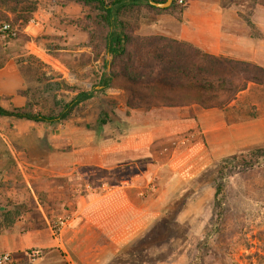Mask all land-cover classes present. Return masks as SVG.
Listing matches in <instances>:
<instances>
[{"label": "rangeland", "instance_id": "obj_1", "mask_svg": "<svg viewBox=\"0 0 264 264\" xmlns=\"http://www.w3.org/2000/svg\"><path fill=\"white\" fill-rule=\"evenodd\" d=\"M30 1L35 4L27 22L0 21V25L5 23L10 28L0 37V69L3 74H17L21 88L14 94L23 104L14 105L11 96H0V102L9 111L56 117L77 93L88 91L93 96L54 123L0 116V232L14 226L28 212L38 224L37 203L51 207L48 200L58 197V187H64L63 181L50 180L48 136L63 134L70 120L95 132L106 106H113L94 88L103 83L112 61L106 59L100 43L90 38L96 29L86 17L93 21L97 15L94 8L61 0ZM219 2L224 8L236 10L227 29L264 39V32L253 21L255 6H264V0ZM177 5L181 10L184 1ZM155 17L131 23L134 34L142 36L145 25ZM108 74L109 82H121L112 77L111 71ZM249 93L230 108L232 123L227 125L232 133L217 134L206 149L210 157L201 161L200 170H195L193 178L174 196L153 205L161 213L160 218L124 251L110 255L109 247L102 244L101 251L92 252V246L78 243L71 247L72 251L28 250L11 264H32L39 256L40 264H81L79 257L86 264H264V158H247L258 162L252 167L243 162L245 152H264V124L255 121L264 117V90L258 86ZM7 149L14 155L7 154ZM89 175V180L71 182L65 189L67 196L74 199L89 195L91 187L101 186L105 176L110 182L117 180L116 173L101 170L90 169ZM218 185L220 205L216 206ZM135 193L134 189L128 191L132 198ZM62 220L64 225L56 226L59 217L47 215L46 224L54 236L69 219L65 216Z\"/></svg>", "mask_w": 264, "mask_h": 264}, {"label": "crops", "instance_id": "obj_2", "mask_svg": "<svg viewBox=\"0 0 264 264\" xmlns=\"http://www.w3.org/2000/svg\"><path fill=\"white\" fill-rule=\"evenodd\" d=\"M183 1L181 10L176 0L167 12L151 20L142 35L163 36L211 56L264 67V39L227 29L235 9L224 8L219 0ZM254 10V24L264 32V6L256 5ZM108 58L112 59V55L107 54ZM110 71L105 70L109 88L103 83L94 87L99 96H106L113 105L104 110L106 123L92 132L82 122L77 126L70 120L63 134L48 136L50 180L63 181L65 193L58 187V197L48 200L51 207L37 203L38 224L28 212L14 226L1 230L0 255L10 254L11 263L18 262L17 257H24L28 250L72 251L71 247L78 243L92 246V252L101 251L102 244L109 247L110 255L124 251L160 218L161 213L153 205H161L174 196L193 178L192 173L200 170L201 161L210 157L206 149L217 134L232 133L227 124L232 123L230 108L234 102L259 86L249 83L223 108H203L201 95L193 90L169 89L158 84L141 86L120 78L121 82L116 84L115 80L109 82ZM20 88L17 74H3L1 68L0 96H11V102L21 106L22 99L14 94ZM0 106L8 110L4 103L0 102ZM255 121L264 124V117ZM8 153L14 155L11 149H7ZM90 169L116 173L117 180L110 182L105 176L101 186L91 187L89 195L68 197L67 186L77 180H89ZM130 189L136 191L133 198L128 194ZM46 214L59 219L68 217L58 236L46 224ZM79 260L86 264L83 258ZM41 262L39 256L32 264Z\"/></svg>", "mask_w": 264, "mask_h": 264}, {"label": "trees", "instance_id": "obj_3", "mask_svg": "<svg viewBox=\"0 0 264 264\" xmlns=\"http://www.w3.org/2000/svg\"><path fill=\"white\" fill-rule=\"evenodd\" d=\"M73 2L81 7L94 8L93 21L96 32L90 38L97 40L106 54L112 55L111 73L135 85L158 84L169 89L195 91L201 95L203 108H223L235 100L238 93L249 83L264 87V67L252 62L208 55L184 42L159 35H136L131 23L145 17L158 16L173 7L157 8L149 3H163L166 0H61ZM34 1L0 0V21L27 22L34 10ZM132 75V77L130 76ZM103 80V84H107ZM93 96L90 92H79L67 103L58 116H45L30 112L9 111L0 106V116L14 117L35 122L54 123L65 119L72 109ZM98 128L106 123L102 112ZM264 158L262 150L244 153V166L258 164L252 157ZM215 192V201L219 193ZM220 202L216 201V206ZM221 217V213H218Z\"/></svg>", "mask_w": 264, "mask_h": 264}, {"label": "built area", "instance_id": "obj_4", "mask_svg": "<svg viewBox=\"0 0 264 264\" xmlns=\"http://www.w3.org/2000/svg\"><path fill=\"white\" fill-rule=\"evenodd\" d=\"M178 3L182 4L183 1L182 0H178ZM10 31V28L7 24L2 23L0 25V37L3 38L5 36V34H7ZM65 221H63L62 219H59V221L57 222L56 226H62L64 225ZM12 258L10 254H2L0 255V264H9L11 263Z\"/></svg>", "mask_w": 264, "mask_h": 264}, {"label": "water", "instance_id": "obj_5", "mask_svg": "<svg viewBox=\"0 0 264 264\" xmlns=\"http://www.w3.org/2000/svg\"><path fill=\"white\" fill-rule=\"evenodd\" d=\"M173 0H166L165 2L163 3H156V2H153V1H149V3L157 8H161V9H164V8H168L169 6H171Z\"/></svg>", "mask_w": 264, "mask_h": 264}]
</instances>
